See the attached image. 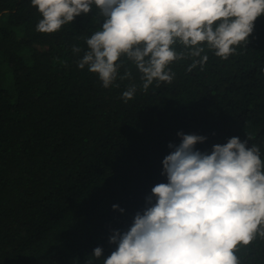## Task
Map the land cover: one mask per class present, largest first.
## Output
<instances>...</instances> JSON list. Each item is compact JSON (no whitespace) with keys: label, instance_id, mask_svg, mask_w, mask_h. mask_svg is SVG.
<instances>
[{"label":"trees","instance_id":"1","mask_svg":"<svg viewBox=\"0 0 264 264\" xmlns=\"http://www.w3.org/2000/svg\"><path fill=\"white\" fill-rule=\"evenodd\" d=\"M40 19L31 0H0V264H103L117 247L113 230H128L167 183L162 162L178 132L205 136L195 148L207 153L248 139L264 160V14L227 59L205 44L208 60L189 71L199 58L176 44L187 58L169 65L171 83L147 91L126 57L108 88L78 67L104 20L95 5L53 33L37 31ZM125 68L131 77L120 79ZM236 254L264 264V237Z\"/></svg>","mask_w":264,"mask_h":264},{"label":"clouds","instance_id":"2","mask_svg":"<svg viewBox=\"0 0 264 264\" xmlns=\"http://www.w3.org/2000/svg\"><path fill=\"white\" fill-rule=\"evenodd\" d=\"M42 19L37 31L53 33L95 5L102 27L86 38L88 50L78 67L88 66L108 88L124 67L121 57L142 74L143 90L154 81L171 83L169 65L187 56L188 70L203 67L206 44L222 59L247 44L255 20L264 14V0H31ZM187 50L178 52L176 44ZM80 48L73 46V52ZM125 68L120 79L130 78ZM118 86V85H117ZM137 87L122 93L127 102ZM163 159L167 183L152 188L143 212L130 228L113 230L109 242L117 247L103 264H240L238 245L264 237V160L248 139L233 136L214 144L211 153L195 148L205 136L184 134ZM153 197L155 202L153 203ZM113 205V208H117ZM123 212V209H120ZM96 247L92 256L102 257ZM86 264H91L89 259Z\"/></svg>","mask_w":264,"mask_h":264}]
</instances>
